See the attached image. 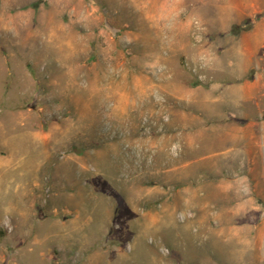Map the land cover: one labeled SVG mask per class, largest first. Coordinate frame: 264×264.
Returning <instances> with one entry per match:
<instances>
[{"label":"rangeland","instance_id":"374dc122","mask_svg":"<svg viewBox=\"0 0 264 264\" xmlns=\"http://www.w3.org/2000/svg\"><path fill=\"white\" fill-rule=\"evenodd\" d=\"M0 264H264V0H0Z\"/></svg>","mask_w":264,"mask_h":264}]
</instances>
